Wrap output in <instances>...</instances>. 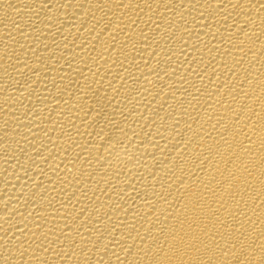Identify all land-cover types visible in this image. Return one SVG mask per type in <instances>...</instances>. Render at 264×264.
<instances>
[{"label": "bare ground", "instance_id": "6f19581e", "mask_svg": "<svg viewBox=\"0 0 264 264\" xmlns=\"http://www.w3.org/2000/svg\"><path fill=\"white\" fill-rule=\"evenodd\" d=\"M0 264H264V0H0Z\"/></svg>", "mask_w": 264, "mask_h": 264}]
</instances>
